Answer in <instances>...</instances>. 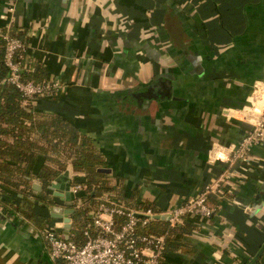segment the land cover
<instances>
[{"label":"crops","instance_id":"obj_1","mask_svg":"<svg viewBox=\"0 0 264 264\" xmlns=\"http://www.w3.org/2000/svg\"><path fill=\"white\" fill-rule=\"evenodd\" d=\"M6 29L24 40L25 74L59 84L22 107L90 139L109 169L104 193L166 212L219 183L211 215L183 217L160 264H264V138L244 158L232 153L264 110V0H0V37ZM50 155L63 164L46 161L57 176L85 182L65 155ZM43 163L26 177V198L55 226L35 174ZM8 219L0 264H49L32 225Z\"/></svg>","mask_w":264,"mask_h":264},{"label":"built area","instance_id":"obj_2","mask_svg":"<svg viewBox=\"0 0 264 264\" xmlns=\"http://www.w3.org/2000/svg\"><path fill=\"white\" fill-rule=\"evenodd\" d=\"M4 40L3 62L8 74L1 80L12 84L22 96V102L34 98L53 95L59 87L56 81H34L25 79L22 57L24 42L10 29L1 35ZM264 138V110L245 133L238 145L232 149L235 158H244L250 147ZM218 182L206 185L195 196L172 207L166 212L145 206L133 208L119 200L116 195L104 193L97 197L94 209L88 211L90 223L82 234L86 240L78 244L61 236V229L48 224L35 231L46 243V252L51 261L60 260L64 264H160L170 232L182 223L183 217L198 214L208 217L212 213L208 205L210 193ZM227 184L224 182V185ZM85 188L84 182H71V191L75 197V208L80 206L79 192ZM159 217H163L160 219ZM154 219L166 221V231L155 234L143 231ZM72 228V227H71Z\"/></svg>","mask_w":264,"mask_h":264},{"label":"trees","instance_id":"obj_3","mask_svg":"<svg viewBox=\"0 0 264 264\" xmlns=\"http://www.w3.org/2000/svg\"><path fill=\"white\" fill-rule=\"evenodd\" d=\"M11 34L18 36L14 32ZM0 47L1 82L8 74L3 62L4 40L2 37H0ZM39 72L40 69H35L23 77L39 82L44 80V78L38 79ZM22 99L21 93L12 84L0 83V212L8 218L17 215L27 220L34 231L42 230L48 218L37 212L35 205L26 198L29 195L26 177L31 176V169L38 156H44L45 163L35 174L43 188H46L61 171L47 165L46 161L50 160L63 167L60 160L56 159L57 157L50 155L55 153L59 157L63 154L71 160L73 169L82 171L86 177L84 186L88 193L85 202L75 208L71 215V239L82 244L86 240L82 231L90 223L89 209L93 207L98 196L110 189L108 181L105 180L106 175L97 171V168L101 166V156L90 139L81 134L77 127L57 115L37 120L35 112L27 111L22 107ZM45 198L43 196L40 199ZM165 226L166 221L154 219L143 231L161 234L166 231ZM53 262L64 264L60 260Z\"/></svg>","mask_w":264,"mask_h":264},{"label":"water","instance_id":"obj_4","mask_svg":"<svg viewBox=\"0 0 264 264\" xmlns=\"http://www.w3.org/2000/svg\"><path fill=\"white\" fill-rule=\"evenodd\" d=\"M99 172H109L107 168H97ZM62 177H65L66 180H63ZM35 189L40 190L41 186L35 185ZM46 193L51 197V200L54 204L48 207V212L50 217L60 219L55 223V227L61 229V236L64 239H68L69 232L72 227L71 223V215L75 211V197L73 192L71 191V181L69 179V171H64L62 174L57 176L55 179L49 182L46 186ZM33 201V200H32ZM40 206L47 207V203H40ZM163 219V217H159ZM0 220L4 223H10L11 220L8 219L4 214L0 212ZM45 256L51 263V259L49 258L47 252H45Z\"/></svg>","mask_w":264,"mask_h":264},{"label":"bare ground","instance_id":"obj_5","mask_svg":"<svg viewBox=\"0 0 264 264\" xmlns=\"http://www.w3.org/2000/svg\"><path fill=\"white\" fill-rule=\"evenodd\" d=\"M264 106V105H263ZM261 112V111H260Z\"/></svg>","mask_w":264,"mask_h":264}]
</instances>
